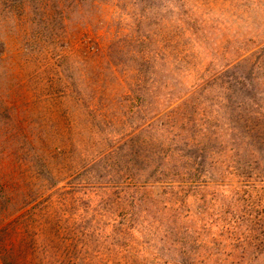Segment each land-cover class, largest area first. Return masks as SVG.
I'll list each match as a JSON object with an SVG mask.
<instances>
[{
	"label": "rangeland",
	"instance_id": "1",
	"mask_svg": "<svg viewBox=\"0 0 264 264\" xmlns=\"http://www.w3.org/2000/svg\"><path fill=\"white\" fill-rule=\"evenodd\" d=\"M17 135L47 137L52 149L71 142L60 182L97 210L92 264H173L182 250L192 260L202 246L230 249L224 226L241 218L240 196L264 190V0H0L8 175L16 149L27 160ZM189 138L205 139L198 177ZM100 156L84 177L90 187L78 185ZM102 169L136 176L117 175L124 206Z\"/></svg>",
	"mask_w": 264,
	"mask_h": 264
},
{
	"label": "trees",
	"instance_id": "2",
	"mask_svg": "<svg viewBox=\"0 0 264 264\" xmlns=\"http://www.w3.org/2000/svg\"><path fill=\"white\" fill-rule=\"evenodd\" d=\"M45 138L49 143L45 139L43 144L39 137L15 136V147L18 146L17 142L29 148L27 160L20 157L24 147L21 146L19 151H15L18 153L13 172L8 175L0 169V263L92 264L93 240L90 239V232L99 226V222L94 219L97 210L92 208V202L86 194H78L77 186L71 188L72 184L60 182L67 171L65 147L71 142L61 138V145L56 144L58 149H52L51 139ZM204 141L203 138H189L185 143V157L195 177L207 169L208 154ZM105 157L100 156L93 165L80 170L73 178L79 180L78 185L90 187L84 177L92 175L96 165L100 166L99 163ZM102 172L110 179L107 187L112 188V193L124 206L125 200L119 197L123 186L115 182L119 180L117 175L131 180L136 176L127 169H102ZM164 172V168H161L159 174L163 176ZM253 191L258 192L256 196L251 195ZM263 192V189L254 187L248 190V196H240L238 208L243 213L241 218L224 226L225 231L232 236L230 249L221 252L218 248L202 246L204 252H195L192 260H188V252L183 253L182 250L181 256L173 264H240L241 259L248 256H264ZM114 207L113 204L111 209ZM127 229L128 223L120 226L118 232L121 233L119 239L120 235L123 236L121 241L127 238ZM124 264H132V261Z\"/></svg>",
	"mask_w": 264,
	"mask_h": 264
}]
</instances>
